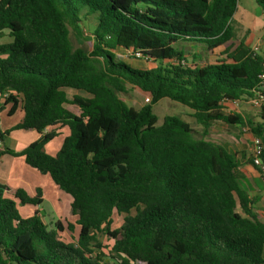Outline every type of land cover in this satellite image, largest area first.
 <instances>
[{"label":"trees","instance_id":"1","mask_svg":"<svg viewBox=\"0 0 264 264\" xmlns=\"http://www.w3.org/2000/svg\"><path fill=\"white\" fill-rule=\"evenodd\" d=\"M253 1L264 13V0ZM236 8L237 0H0V37L12 39L0 45V96L9 115L21 104L13 130L42 134L2 154L48 175L71 198L78 227L76 242L64 243L67 221L49 228L37 211L19 214V205H41L39 190L8 198L0 184V264H103L106 256L115 264H264V223L237 181L235 154L194 139L176 116L157 125L152 111L166 98L189 108L204 135L213 123L246 124L264 146V105L256 124L223 112L224 103L253 98L264 73V58L234 42ZM84 17L96 22L89 52L69 39V29L86 39ZM180 42L217 59L199 65L193 55L189 64ZM119 54L156 66L134 68ZM128 85L149 103L128 106L118 97ZM65 89L86 96L69 100ZM57 125L69 134L50 156L44 148L56 133L44 131ZM114 213L124 218L112 230ZM97 234L111 242L106 254Z\"/></svg>","mask_w":264,"mask_h":264},{"label":"rangeland","instance_id":"2","mask_svg":"<svg viewBox=\"0 0 264 264\" xmlns=\"http://www.w3.org/2000/svg\"><path fill=\"white\" fill-rule=\"evenodd\" d=\"M94 17H84V20L81 24V27L84 31V38L77 37L71 29H69V39L73 49H82L86 52L91 50V43L87 41L94 30L95 27ZM232 28L234 32V42L244 41L246 46L251 50L261 55L264 58V13L258 8L253 0H237L236 13L232 20ZM12 41L8 36L7 31L3 33L0 37V45H7ZM178 48H182L187 54L186 61L191 64L194 62L192 60L193 55L198 56V60H195L199 65H204L208 63H214L217 59L214 55L211 56L210 53L205 49L204 46L198 45L195 43L180 42L177 45ZM220 49L217 51L219 52ZM118 60H121L134 68H145L151 69L156 66L155 63L145 62L141 59L128 58L124 55H117ZM67 98L72 99L73 96H86L82 92H77L74 90L65 89ZM118 97L123 100L128 106L134 109H140L146 104V97L136 88L132 86H127L126 93H119ZM69 110L73 113L77 112V109L73 106H67ZM154 115L157 117V125H161L163 118L166 116H176L190 125L193 130L192 136L194 139H204L206 141L212 140L217 141L225 146H233L240 142L242 134H251L250 128L245 124L242 126H230L222 123H213L209 128L206 135L203 134V129L196 124L194 118L192 117L193 112L176 102H173L169 99H161L152 107ZM13 114L14 116L7 119L5 123H13L17 116H19L20 109H16ZM223 112L229 115H239L245 121H251L256 124L260 121V110L251 106L249 99L245 98L236 104L225 105ZM69 131L66 129L61 134L56 135L54 139L49 141L47 144L51 143V146H55V143H60L62 140L68 136ZM53 142V143H52ZM46 144V145H47ZM223 145V146H224ZM50 151V150H48ZM55 151V150H54ZM55 153V152H54ZM67 200H70V197L67 195ZM28 207L20 206L18 207L19 214L22 218H26V209ZM40 211L44 216L43 222L49 227H53V220H49V216L53 212L49 203L40 206ZM134 215V211L131 213ZM124 215L113 214L111 218L112 230L118 229L123 224ZM75 217L69 216V211L67 210V223L73 226L72 231L65 230L63 233L59 234L60 239L64 243H75L78 235V227L75 225ZM65 224V223H64ZM66 226V224L64 225ZM97 240L100 242L103 252L106 254L108 249L111 247V242L107 237L97 234ZM103 264H115V262L109 257L102 258Z\"/></svg>","mask_w":264,"mask_h":264},{"label":"crops","instance_id":"3","mask_svg":"<svg viewBox=\"0 0 264 264\" xmlns=\"http://www.w3.org/2000/svg\"><path fill=\"white\" fill-rule=\"evenodd\" d=\"M10 108L11 105L5 103V95L0 96V131L5 132L10 130L8 137L4 141H0V184L6 188L5 196L12 198L15 191L23 190L28 197L33 198L37 190H39L42 199L40 206L49 203L53 210L49 216V220H53V224L59 221L65 225L64 221H67V210L69 211L70 209L71 198L67 200V195L57 188L48 175H42L26 165L23 157H12L8 154H2L5 150L18 154L29 144L38 141L42 136V134H38L35 131L13 130L22 120L23 112L21 104H18L16 109H20L19 116H17V119L13 123L8 124L5 121L13 117L15 113L9 115L8 111ZM75 113L77 114L78 112ZM66 129V127L57 125L47 128L44 133L54 131L56 135H59ZM252 136L251 134H242L240 142L233 146H225L217 141H209L224 145L225 148L235 154L237 160V181L249 198L254 200L253 212L258 220L264 223V177L250 163ZM61 144L62 142L59 144L55 143V146H51V143L47 144L44 148L45 152L50 156H54L60 149ZM40 206H25L28 207L25 210L26 216L30 217L37 211L42 219L44 216L40 211Z\"/></svg>","mask_w":264,"mask_h":264},{"label":"built area","instance_id":"4","mask_svg":"<svg viewBox=\"0 0 264 264\" xmlns=\"http://www.w3.org/2000/svg\"><path fill=\"white\" fill-rule=\"evenodd\" d=\"M264 67V64H263ZM261 80V88L259 89L258 92L255 93L254 97L249 99V102L251 106L257 108L260 110L261 106L264 105V73L260 76ZM146 104L149 103V98L147 97L145 99ZM239 101L233 102V103H224V105H230V104H236ZM252 139H251V151H250V161L251 165L256 168L259 173L261 174L262 177H264V164L262 163L260 157L262 155L264 146L262 140L252 134Z\"/></svg>","mask_w":264,"mask_h":264}]
</instances>
